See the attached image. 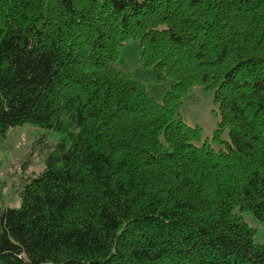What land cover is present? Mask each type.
<instances>
[{
  "label": "trees",
  "instance_id": "trees-1",
  "mask_svg": "<svg viewBox=\"0 0 264 264\" xmlns=\"http://www.w3.org/2000/svg\"><path fill=\"white\" fill-rule=\"evenodd\" d=\"M130 38L163 101L115 67ZM196 86L212 141L177 112ZM23 125L62 141L0 264H264V0H0V138Z\"/></svg>",
  "mask_w": 264,
  "mask_h": 264
},
{
  "label": "rangeland",
  "instance_id": "rangeland-1",
  "mask_svg": "<svg viewBox=\"0 0 264 264\" xmlns=\"http://www.w3.org/2000/svg\"><path fill=\"white\" fill-rule=\"evenodd\" d=\"M114 65L145 85L148 93L158 101H163L165 93L170 90L169 80L156 79L153 67L143 64L141 45L136 39L130 38L120 47ZM177 112L190 126L200 127L204 139L212 141L220 122L213 91L202 86L193 87L178 103ZM222 138H228L227 131H224ZM61 141L62 135L54 130L34 125L12 128L5 137L0 138V216L3 209L20 206L18 190L24 180L46 169L50 154ZM245 218L250 226L256 228L255 242L264 245V226L256 222L250 213Z\"/></svg>",
  "mask_w": 264,
  "mask_h": 264
}]
</instances>
